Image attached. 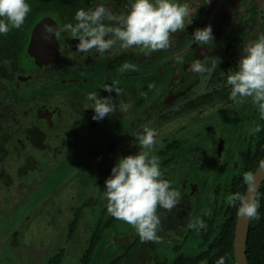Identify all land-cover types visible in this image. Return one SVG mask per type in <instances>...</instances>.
Instances as JSON below:
<instances>
[{
	"label": "rangeland",
	"instance_id": "1",
	"mask_svg": "<svg viewBox=\"0 0 264 264\" xmlns=\"http://www.w3.org/2000/svg\"><path fill=\"white\" fill-rule=\"evenodd\" d=\"M200 1L203 4L206 3V0ZM259 1L261 2L260 12L252 10L249 18L244 19L239 16L238 12L228 8L232 6V0H209L205 10L199 15L196 28L212 25L215 36L214 45L209 43L205 47L200 46L199 49L204 52V48L209 51V48L212 47L215 51L206 58L209 66L206 73L202 75H195L191 71L187 73V77L191 79L188 80L190 81L188 84L186 82H184L186 84H178L180 79L178 75L184 72L180 68L182 64L176 63L174 58L177 54L182 55L185 62L194 58L193 52L199 44H194L191 48L186 47L194 28H187L186 34L176 33L174 43L169 49L150 54L153 63L148 69L152 68L153 71H156L155 74L149 72V74L140 75V78L131 79L130 82L125 81L131 87H134L137 82L139 83L136 84V88L134 87L136 89L134 98L137 93L136 108L143 105L146 107L145 114L156 111L157 117L149 120L155 122L152 128L158 132L152 154L174 140L183 143L180 149L172 152L170 157L162 158L160 162L171 160V164L165 166L162 171L172 179L182 182L192 179L195 181V188L198 190L199 196L201 195V197L193 198V206L199 211L196 219L202 218L205 208L211 203L209 191H214L217 185L223 189L234 171V164L240 162L247 154L250 145L248 139L258 134L256 128L262 127V119L250 98H245L242 102H233L226 98L189 112L181 114L175 112L187 103L188 99L201 96L205 91L229 87L226 85L228 74L223 82L219 81L220 84H217L216 80L208 83V79L218 74L217 64L223 60L224 56L222 57L221 54L224 49H228L229 53L226 58L238 63L242 54V42L245 40L246 43L250 39H254L258 33L264 32V0ZM188 2L191 3L192 0H188ZM151 57L147 60L152 61ZM23 59L27 60L26 57ZM110 70L101 72V75L105 76H96L93 80H100L102 85L110 84L114 87V81L121 80L111 77L108 74L111 72ZM167 77L171 78L167 90L172 91L170 97L173 98L168 102L161 101L158 110L154 107L148 109L147 106L150 102L155 101V98L159 100L164 93L161 84L168 83ZM211 84L217 86L210 87ZM121 87V84L116 85L114 89L125 92L126 88L121 89ZM152 93H156L155 96ZM12 98H7V101L10 102L8 110L12 111L9 120L16 114V110H13L16 106L14 103L19 102ZM20 98L23 106L26 105L25 102L28 99L30 100L26 95H22ZM177 98H179L178 101L174 102ZM16 108L19 107L16 106ZM164 110H167V120L160 124L163 117L161 114ZM127 123L125 121L123 124L121 122L115 124V133L117 132L116 135L121 141L120 144L118 142V145L115 144L113 138L114 132L107 130L104 125V127L95 129L90 135L85 134L71 143L56 142V140L52 142V150L48 148L43 151L35 150L36 147H33L32 151L29 150V153L34 157L32 161L36 164L34 172L29 173L23 179L16 178L15 183L7 184L4 190H1L3 186L0 184V264H45L47 259L59 249H68V245L82 244L87 233L85 226L88 224L89 227L94 228L95 220L99 218L106 203L103 187L104 181L109 175L101 174L111 157L116 156L115 150L118 152L122 146H124L123 150H126L124 139L126 140L131 134L126 127ZM149 124L146 123L144 126ZM138 129L137 127L136 130ZM103 131H106V134H103ZM101 134L105 135V139L103 137L104 140L101 143L92 144L95 137H98V140L101 139ZM107 138L111 140L105 141ZM126 143H128L127 140ZM138 150L139 145L136 152ZM11 162L13 163L10 158L6 160V168L8 170L11 168L13 172H16L20 164L24 163L21 161L9 167ZM224 164L228 165L227 172L220 174L218 169ZM2 180L3 178L0 183ZM4 184L6 185V182ZM89 200L95 204H89ZM205 201L207 202L206 206L203 205ZM83 206L85 208L81 214L78 233L74 235V239L69 240L68 225L74 219L76 209ZM130 227L132 226L127 223L126 225H117L106 233V240L103 241L97 253V264L106 263L116 254L121 253L118 242L129 243L127 232L134 235L132 232L135 231L133 227L132 229ZM15 231L18 232L17 244L12 245L14 240L12 235ZM182 244L183 241L179 238L171 239L170 252L163 254L162 257L175 258L177 253L173 252V248ZM193 245H188L189 253L196 251V247ZM77 248L75 246L73 252ZM157 248L160 253L167 250L164 241L158 242ZM159 260L162 259L156 256L155 261ZM143 261H140L139 264H144ZM149 261L154 263V257L149 258ZM149 261L145 258V262ZM65 264H74V262L68 257Z\"/></svg>",
	"mask_w": 264,
	"mask_h": 264
},
{
	"label": "clouds",
	"instance_id": "2",
	"mask_svg": "<svg viewBox=\"0 0 264 264\" xmlns=\"http://www.w3.org/2000/svg\"><path fill=\"white\" fill-rule=\"evenodd\" d=\"M130 6L125 14L115 15L105 7L104 0L94 9L80 8L75 12V23H67L63 30L77 40L75 51L90 53L95 50L99 56L113 50L117 45L122 50L139 48L145 55L167 50L174 43V35L184 32L191 26L197 15L199 0H129ZM209 0H206V4ZM193 4L195 7H193ZM31 12L28 0H0V35L12 29H20ZM45 38L56 32V27L47 24L44 27ZM215 43L212 26L196 28L191 34L187 48L194 44L207 46ZM242 54L235 69H230L226 85L230 87L229 100L242 102L250 98L264 119V32L254 39L242 43ZM175 62L182 64L183 56L177 54ZM135 70L125 63L122 71ZM209 70L208 62L196 59L190 64L192 73L202 75ZM108 93L116 90L104 85ZM86 100L91 102L92 119L101 121L117 112L111 102V96L101 97L97 92H89ZM130 104L121 102L120 112H127ZM88 108V109H89ZM256 131H260L259 127ZM158 132L154 128L144 127L142 134L135 137L139 150L135 154L120 156L104 181L106 211L115 219L131 225L141 242H158L161 231V218L158 208L171 211L181 200V192L166 179L157 155L152 154L157 142ZM264 169V159L258 162ZM243 182L249 193L254 190V173L243 175ZM229 205L238 203V214L250 220H260L259 203L243 192L232 193L227 198ZM189 229L206 230L203 219L189 222ZM216 264H225L220 257Z\"/></svg>",
	"mask_w": 264,
	"mask_h": 264
},
{
	"label": "trees",
	"instance_id": "3",
	"mask_svg": "<svg viewBox=\"0 0 264 264\" xmlns=\"http://www.w3.org/2000/svg\"><path fill=\"white\" fill-rule=\"evenodd\" d=\"M101 2L102 0H28L31 6V12L26 17L24 25L20 29H12L9 33L0 35V60L5 61L7 68L15 66L18 69L19 62L27 55L26 48L29 37L38 22L45 17H52L59 23L61 34L71 37L69 32L63 30V26L67 23H75L74 16L78 9H94ZM104 3L105 7L117 16L125 14L130 6L129 0H104ZM229 93L230 87L222 89V93L219 90L207 93L192 100L185 106L181 113L198 109L207 104L219 101L223 97H229ZM155 103L156 101L150 102L147 108H156ZM155 113L156 111L148 112V117L152 118ZM10 117L9 115L6 116L11 125V131H9L11 133L4 136L3 133L5 130L3 127H0V180L3 178L0 183L3 186L1 190H4L7 184H14L16 178L23 179L29 173L34 172L36 164L32 161L34 157L29 153V150L32 151L33 147H36L35 150L39 149L43 151L47 148L52 150L49 145L47 147L42 134L38 137V133L31 131L30 127H24L22 120L18 116H13L9 120ZM165 120H167V115L162 117L160 124ZM144 121L141 116L137 122L135 121L134 124L126 126L130 132L133 131L134 133L130 137V148L122 150L120 156H126L136 152L138 141L135 137L142 134L145 126L136 130L135 128L137 127H135V124L139 126ZM146 123H150L146 126L149 128H152L153 124L155 125V122L148 120ZM261 125L262 127L258 131V134L248 139L250 143L248 152L240 162L234 164V171L228 178L223 189L217 185L214 191H209L211 193V196L209 195L211 203L205 208L201 218L207 225L206 230L198 231L187 227L189 222L195 221L199 215V211L193 206V198L199 196L198 190L195 188V181L193 179L184 182L177 181L164 173L165 178L171 181L172 186L181 192L179 204L171 211L158 208V214L161 218V231L158 233L160 238L158 242L164 241L167 250L160 253L157 248L158 242H141L135 231L132 232L134 235L127 232L129 234V243L124 244V241L123 243L119 241L118 246L121 248V253L116 254L115 257L103 264H139L142 260H144V264H216V260L220 257L225 258V264H236L234 256V236L236 221L239 215L238 203L236 205H229L227 198L232 193H246L247 187L243 182V175L249 171L255 173L258 169V162L264 159V119L261 120ZM14 138H17V141ZM182 144V142L174 140L163 145L153 155H157L161 161L162 158L170 157L172 152L180 149ZM120 156L111 157V160L108 161L101 175H109L111 168ZM8 158L13 161L9 167L21 161L24 163L20 164L16 172H13L11 168L9 170L6 168V160ZM170 164L171 160L164 161L161 170ZM227 168L228 165L224 164L220 166L218 171L220 174H225ZM13 175H16V177H13ZM5 182L6 185L4 184ZM206 200L208 201V199ZM257 201L259 203L258 212L260 214V220H250L247 238L249 264H264V183L259 190ZM88 203L95 204L91 200ZM105 205L102 208V212H100L99 218L95 220L96 225L94 228L89 227L88 224L85 226L87 233L82 244L68 245V249H59L47 259L45 264H65L68 257L73 260L74 264H97V253L103 241L106 240V233L110 232L117 225H126L125 222L113 218L106 211ZM203 205L206 206L207 202L205 201ZM84 208L85 206L76 209L74 219L68 225L69 240L74 239V235L78 233L81 224L80 218H82L81 214ZM12 236L14 238L12 245H15L17 244L18 232L15 231ZM176 238L181 239L183 244L173 248V252L177 253L175 258L162 257L163 254L170 252L171 239ZM189 244H194L193 247H196L194 253L188 252ZM75 246L78 248L73 252ZM156 256L164 260L155 261ZM153 257L154 263H150L149 258L151 259ZM145 258L149 262H145Z\"/></svg>",
	"mask_w": 264,
	"mask_h": 264
},
{
	"label": "flooded vegetation",
	"instance_id": "4",
	"mask_svg": "<svg viewBox=\"0 0 264 264\" xmlns=\"http://www.w3.org/2000/svg\"><path fill=\"white\" fill-rule=\"evenodd\" d=\"M199 3L201 6L198 7L194 22L187 28L196 29V25H198L199 15L206 7V3L203 4L200 0ZM193 7H195L194 4ZM260 7L261 2L259 0H232V6L228 8L235 10L241 18L245 19L246 17L249 18L252 10L259 13ZM57 24L58 30L56 32V39L59 43L60 56L54 62L39 65L36 63V60L28 54V47L31 41L32 33L29 37L26 48L28 56L26 55L25 57L27 60L22 59V61L19 62L18 69L15 66L7 68L5 61L0 60V127H3L5 130L3 135L5 136L8 133H11L9 132L11 131V125L6 116H11L12 114V111L8 110L10 108L8 103L10 102L7 101V98L13 97L14 99L19 100L18 103H14V105L19 107L16 108V106H14L13 110H16V114L14 116H18L19 119L22 120L24 127H30L31 131L38 133V137L42 134L47 147L50 146L53 149L52 142H55L56 140V142L65 141V143H71L85 134L90 135L93 131H95V129L97 130L98 127H104V125H106L107 130L114 132L113 138L115 139V144L118 145V142L120 144L121 141H119V137L116 135L117 132L115 133L116 123L121 122L123 124V122L126 121L128 122L126 126L129 124L132 125L142 116L145 121L139 126L138 124H135V127L140 128L144 127L147 120H150L148 113L145 114L144 112L146 107L143 105L139 108L135 107L137 93H135L134 98V92L136 91V84L139 83L137 82L134 88L125 81L130 82L131 79L140 78V75H146L149 74V72L155 74L156 71H153L152 68L148 69V67H151V64L153 63L152 57L150 55H145L139 48L133 47L131 49L122 50L118 45L110 52L105 53L102 57L96 54L95 50L90 53H78L75 51V45L78 41L69 36H63L60 31V25L58 22ZM183 34H186V32L184 31ZM200 46L201 45H198L196 50L193 52V59H189L182 63L180 68L184 73L178 75L180 76L178 77L180 78L178 84H183L184 82L188 84L190 82L188 80L191 79L187 77V73L190 71V64L196 60V58L206 60V58H208L209 55L215 51L212 47H210L209 51L204 48L203 52L199 49ZM228 48L230 50V47ZM228 54V49H224L221 54L222 57L224 56L223 60L217 64V67H219L218 74L215 77L209 78L208 83L212 80L215 82L216 80L217 84H220L225 80L228 71L236 67L237 63L229 61L226 58ZM149 57H151L152 61L147 60ZM217 58H219L218 55ZM125 63L133 65L135 70L130 68L122 71V66ZM105 70L111 71L108 73L111 77L121 80L114 81L113 88H115L116 85L121 84V89L126 88L125 92L118 90L108 93L103 89L106 84L102 85L100 80H93L96 76H105L104 74L101 75V72ZM55 73H57V75H55ZM166 79L168 83L161 84L164 93L162 92L163 94L159 100L155 98L156 109H158V107L160 108L159 103L161 101L168 102L173 98L170 97L172 91L167 90L170 85L169 80L171 78L167 77ZM211 86L217 85L211 84L210 87ZM225 88L227 89V87L218 89L214 88L213 91L219 90L222 93V89ZM211 91H205L201 96L210 93ZM89 92H97L101 97L111 96V102L117 112L107 116L101 121H94L92 119L93 110L89 108L91 107V102L86 100V96ZM152 94L155 96L156 93ZM22 95H26L30 98V100L27 98L28 100L25 102V106L22 105L20 100V96ZM178 95L180 94L178 93ZM198 97L194 99H197ZM179 98H177L174 102L178 101ZM226 98L228 97H223V99L219 101ZM194 99H188L187 103L181 106L180 109H177L175 113L181 114V111L185 108V106H187ZM121 102L131 105L127 112H120ZM5 105L7 106L5 107ZM165 115H167V110H164L161 114V116ZM156 117L155 113L152 118ZM130 133V136L126 138L128 143H126V140L124 139L125 149L130 148V137L134 132L131 131ZM103 134H106V131H103ZM103 137L105 139V135H102L100 140L97 139L98 137H95L92 144L101 143V141L104 140L102 139ZM14 139L17 141V138ZM87 139L89 140V138ZM108 140L111 139L107 138L105 141ZM85 141L87 142V140ZM123 148L124 146H122L118 152L116 150L114 151L116 156H120Z\"/></svg>",
	"mask_w": 264,
	"mask_h": 264
},
{
	"label": "water",
	"instance_id": "5",
	"mask_svg": "<svg viewBox=\"0 0 264 264\" xmlns=\"http://www.w3.org/2000/svg\"><path fill=\"white\" fill-rule=\"evenodd\" d=\"M52 24L58 30L57 22L51 17H45L34 27L31 41L28 47V54L32 56L36 63L43 65L57 60L60 56L59 43L56 39V32L52 36L45 38L44 27ZM264 183V169L259 168L254 173V190L249 193L248 188L246 194L250 195L257 201L259 190ZM250 219L238 215L235 236H234V256L236 264H249L247 255V238L249 232Z\"/></svg>",
	"mask_w": 264,
	"mask_h": 264
}]
</instances>
